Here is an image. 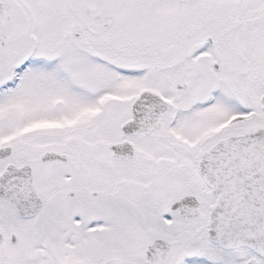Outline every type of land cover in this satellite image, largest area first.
Masks as SVG:
<instances>
[{
  "label": "snow or ice",
  "instance_id": "snow-or-ice-1",
  "mask_svg": "<svg viewBox=\"0 0 264 264\" xmlns=\"http://www.w3.org/2000/svg\"><path fill=\"white\" fill-rule=\"evenodd\" d=\"M0 264H264V0H0Z\"/></svg>",
  "mask_w": 264,
  "mask_h": 264
}]
</instances>
